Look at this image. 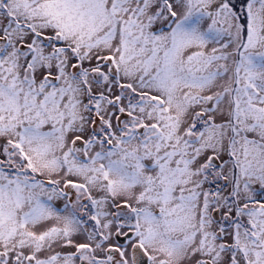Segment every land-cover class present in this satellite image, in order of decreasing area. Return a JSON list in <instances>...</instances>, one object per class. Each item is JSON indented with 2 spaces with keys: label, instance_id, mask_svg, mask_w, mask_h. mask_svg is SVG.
<instances>
[{
  "label": "snow or ice",
  "instance_id": "snow-or-ice-1",
  "mask_svg": "<svg viewBox=\"0 0 264 264\" xmlns=\"http://www.w3.org/2000/svg\"><path fill=\"white\" fill-rule=\"evenodd\" d=\"M0 264H264V0H0Z\"/></svg>",
  "mask_w": 264,
  "mask_h": 264
}]
</instances>
